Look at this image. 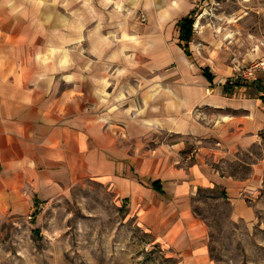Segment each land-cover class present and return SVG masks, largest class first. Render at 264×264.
<instances>
[{"label":"crops","instance_id":"0c3cea01","mask_svg":"<svg viewBox=\"0 0 264 264\" xmlns=\"http://www.w3.org/2000/svg\"><path fill=\"white\" fill-rule=\"evenodd\" d=\"M101 2L113 19H26L44 11V4L0 0V215L23 217L70 184L96 180L110 185L181 264H213L207 225L193 213V199L199 188L221 187L234 217H255L248 199L262 182L264 157L247 162L241 155L251 156L253 146L262 144L264 79L224 82L228 65L216 50L215 62L206 57L208 63H200L193 38L191 57L184 53L176 23L207 0ZM92 4L85 0V10ZM52 6L58 10L59 0ZM68 6L76 11L70 0ZM124 11L133 19L122 18ZM202 18L199 43L206 47ZM79 59L88 60L82 70ZM115 60L127 65V73L114 70L116 81L125 74L138 79L142 65L153 85L164 83L162 101L149 105L163 107L164 125L178 136L173 142L141 153L133 128L124 136L123 126L109 121L101 107L94 109L107 63ZM93 61L100 63L93 67ZM111 86L119 98L124 85ZM236 162L249 167L248 177L225 172Z\"/></svg>","mask_w":264,"mask_h":264},{"label":"rangeland","instance_id":"374dc122","mask_svg":"<svg viewBox=\"0 0 264 264\" xmlns=\"http://www.w3.org/2000/svg\"><path fill=\"white\" fill-rule=\"evenodd\" d=\"M70 1L76 11L68 6L69 0H59L58 10L52 6V0H27L30 4L42 2L45 9L29 12L23 18L77 21H83L85 16L95 21L114 18L101 0H92L91 10H85V0ZM196 9L193 47L201 58L199 62L207 64L206 57L215 62L211 51L216 50L220 61L231 71L224 82L240 79V82L251 83L259 77L264 79L261 71L257 72L255 80L239 76L264 56V0H207ZM123 14L125 20L133 19L131 13L124 11ZM143 15L137 16L140 25L145 21ZM202 15L204 33L208 34L206 47L199 43ZM87 61L79 59L75 63L82 70ZM94 63L100 62L93 61V67ZM125 64L119 60L107 63L105 86L94 96L98 106L94 109L98 112L101 107L109 121L123 126L124 136L129 137L127 128H133L141 153L145 147L158 148L164 142H173L178 136L169 134L173 132L170 124L169 127L164 125L163 107L158 103L156 108L149 105L155 98L162 101L159 92L164 83L153 85L142 65L137 68L138 79L125 74L116 81L112 73L118 67L127 73ZM115 82L124 85V91L118 93L119 98L110 91ZM131 84L135 85L134 90L128 87ZM209 92L205 89V94ZM117 99L119 106L115 103ZM132 119L136 122L132 123ZM251 152V156L244 152L241 158L248 162L264 157V135L261 146H253ZM225 172L241 178L250 174L247 165L237 162ZM251 195L248 201L255 217L245 221L232 215L231 203L217 191H197L192 210L207 225L208 253L213 264H264V173L261 184ZM0 264L181 263L176 253L157 242L152 233L139 224L137 217L128 211L125 200L117 197L110 185L88 179L70 184L23 217L0 215Z\"/></svg>","mask_w":264,"mask_h":264},{"label":"trees","instance_id":"16d2710c","mask_svg":"<svg viewBox=\"0 0 264 264\" xmlns=\"http://www.w3.org/2000/svg\"><path fill=\"white\" fill-rule=\"evenodd\" d=\"M196 10L197 9L192 10L189 14H187L186 16L181 18L176 23V27L178 30L179 45L188 57H191V55H192L191 50H190V42H191V40L193 38V34H194L193 24L195 21ZM203 74L209 81L213 80V76L210 74L209 68H204ZM260 98L264 102V95H262ZM152 185L157 191H162V188L158 184V182H155ZM205 189H209L211 191H217L218 194H220L225 200H227V196L225 194V191L223 189H221L220 187H219V189L218 188L216 189L215 187L214 188H199V191H202Z\"/></svg>","mask_w":264,"mask_h":264},{"label":"built area","instance_id":"2783aa9c","mask_svg":"<svg viewBox=\"0 0 264 264\" xmlns=\"http://www.w3.org/2000/svg\"><path fill=\"white\" fill-rule=\"evenodd\" d=\"M259 71L264 72V56L251 63L245 70L242 71V73L239 74V76L248 80H255L256 74ZM239 80L235 79V81Z\"/></svg>","mask_w":264,"mask_h":264},{"label":"bare ground","instance_id":"6f19581e","mask_svg":"<svg viewBox=\"0 0 264 264\" xmlns=\"http://www.w3.org/2000/svg\"><path fill=\"white\" fill-rule=\"evenodd\" d=\"M196 24L198 25V22Z\"/></svg>","mask_w":264,"mask_h":264}]
</instances>
